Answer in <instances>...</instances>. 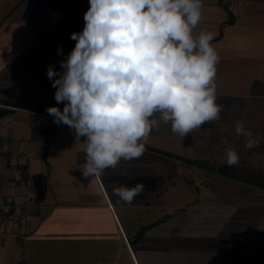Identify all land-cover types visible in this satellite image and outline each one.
<instances>
[{
	"label": "crops",
	"instance_id": "obj_1",
	"mask_svg": "<svg viewBox=\"0 0 264 264\" xmlns=\"http://www.w3.org/2000/svg\"><path fill=\"white\" fill-rule=\"evenodd\" d=\"M43 1L64 4L81 0H0V106L13 110L0 118V205L5 203L0 216L6 214L5 208L14 207L12 215L18 218L24 214L23 208L27 210L21 220L27 235L10 234L2 243L4 250L14 236L22 242L19 251H24L25 241L41 230L54 208L67 207L66 203L84 205L87 196L84 187L75 190L70 182L86 163L81 145L86 138L76 141L75 130L57 125L46 111L64 107L54 98L56 89L47 69L51 65L57 73L63 72L60 61L76 43L71 34L83 27L78 20L68 19L50 27L36 24ZM201 31L216 34L211 44L220 57L216 102L224 107L211 128H235L238 119L245 127L264 126V0H203L201 20L193 34L198 36ZM173 137L181 140L170 124L162 123L149 135L146 146L162 149L166 139ZM22 155H27V162L21 164L28 166L26 183L12 173ZM164 157L146 149L139 159L121 160L115 169H105L98 176L104 200L94 208H105L117 222L112 239L109 235L97 237L98 246H114L116 252L108 254L109 258L129 248L135 264H264V231L252 226L228 231L231 228L208 213L213 212L210 207L199 206L197 196L187 193L191 180L188 183ZM138 182L145 189L131 205L113 194L114 187ZM159 190L162 193L152 199V193ZM142 193L147 196L141 199ZM28 198L29 206L25 205ZM135 224L139 226L134 228ZM134 239L139 241L132 244ZM92 241L97 243L96 238Z\"/></svg>",
	"mask_w": 264,
	"mask_h": 264
},
{
	"label": "clouds",
	"instance_id": "obj_2",
	"mask_svg": "<svg viewBox=\"0 0 264 264\" xmlns=\"http://www.w3.org/2000/svg\"><path fill=\"white\" fill-rule=\"evenodd\" d=\"M89 4L83 30L71 34L75 47L60 61L63 72L47 69L54 98L64 107L46 108L54 123L75 130L76 141L86 138L81 142L85 177L101 176L121 160L139 159L162 123L184 138L220 118L224 106L216 102L215 84L220 57L211 44L216 34H193L203 0ZM234 127L246 148L257 145L242 120ZM238 162L236 150L228 149V166ZM144 189L138 182L114 187L113 194L131 205Z\"/></svg>",
	"mask_w": 264,
	"mask_h": 264
},
{
	"label": "rangeland",
	"instance_id": "obj_3",
	"mask_svg": "<svg viewBox=\"0 0 264 264\" xmlns=\"http://www.w3.org/2000/svg\"><path fill=\"white\" fill-rule=\"evenodd\" d=\"M246 128L253 132L254 138L258 141L255 147L246 148L245 137H238L235 128L223 127L216 130V128H211V122H209L196 129L191 137L186 136L181 138L180 141L174 139V137L167 138L165 143L162 144V149L192 159L205 157L217 163L227 159L228 149H235L239 157H243L249 165L264 170V126L258 128L247 126ZM168 157L165 156L163 160L168 164H175L176 171H181V177L185 178L188 183L191 180L192 184L188 186L190 191L187 193L197 196L199 206L210 207L213 212L208 211V213H214L215 215L212 216H215L216 220L220 221L219 223L226 224L225 227L231 228L228 231L244 228L245 226H252L255 229L261 228L264 231V191L206 170L195 167L190 168L188 164ZM70 182L75 184L72 186L75 190L78 186L87 190L85 204L72 206V203H66L67 207L54 208L52 216L41 226V230L25 241L24 251H19L22 242L14 236L10 237L6 250L3 249L2 241L0 243V264L136 263L132 255L129 254L131 253L129 248L124 251L120 250L117 256L109 258L108 254L116 252L114 246L110 244L106 248L98 246L97 237L109 235V238H111L115 236L117 226L116 220L113 216H109L108 210L94 208L97 207L95 203L103 199L98 185V176L85 177L80 171L74 178L70 177ZM75 192L77 193V191ZM80 199L82 198L80 197ZM82 200H79V202H82ZM30 202L31 198H28L25 205H31ZM3 204L5 205V203ZM1 205L0 207L4 206ZM5 209L3 210L6 213L8 208ZM25 213L24 217L27 215V210ZM8 219L10 218H6L5 215L2 218L0 216V228L4 223H7ZM21 220L17 221L18 229L15 228L13 232L6 233L7 238L10 234L15 235V233L16 236L20 235L22 238L23 235H27L24 234V231L26 233L27 230ZM138 226V224H135L134 228ZM201 228L202 226H199L198 230H202ZM92 237L96 238L97 243L92 241ZM6 253H8L7 256ZM105 258L108 260H105ZM135 259L140 260V257L135 256Z\"/></svg>",
	"mask_w": 264,
	"mask_h": 264
},
{
	"label": "trees",
	"instance_id": "obj_4",
	"mask_svg": "<svg viewBox=\"0 0 264 264\" xmlns=\"http://www.w3.org/2000/svg\"><path fill=\"white\" fill-rule=\"evenodd\" d=\"M9 104V103H5ZM146 149L153 150L157 153H160L165 156H169L172 158H175L181 162H184L188 164L190 167H195L197 169L206 170L207 172L214 173L216 175H219L221 177L230 179L232 181H237L240 183H243L250 187L258 188L262 191H264V170L258 167H253L249 165L243 157H239V162L233 166H228L227 159L224 161L216 162L214 160L208 159V158H188L184 155H180L177 153L169 152L166 150L158 149V148H152L149 146H146ZM15 168L21 172L22 175V181L28 182L29 181V172H28V166L27 165H21L16 164ZM162 191H155L152 193V199H154L156 196L158 197ZM147 196L146 193H142L139 198H145ZM15 208L10 207L8 211L5 214V217L8 218L14 213ZM23 215L18 218V220H21L22 218H25V211L26 209L23 208ZM139 241V239H134L131 241L132 244H135Z\"/></svg>",
	"mask_w": 264,
	"mask_h": 264
},
{
	"label": "built area",
	"instance_id": "obj_5",
	"mask_svg": "<svg viewBox=\"0 0 264 264\" xmlns=\"http://www.w3.org/2000/svg\"><path fill=\"white\" fill-rule=\"evenodd\" d=\"M89 7V0H81L75 3L64 4H54L49 1H43L41 4V8L35 16L34 22L38 25L42 24L50 27L55 23L66 19L78 20L81 26L84 28V14ZM26 162L27 155H22L19 159V164H25ZM12 173L15 179H17L18 181H22V175L19 170L14 169ZM8 218L10 219L7 220V223H4L0 228V243L7 238L8 235L6 236V233L10 231L13 232V229L17 228L18 217L11 215Z\"/></svg>",
	"mask_w": 264,
	"mask_h": 264
},
{
	"label": "water",
	"instance_id": "obj_6",
	"mask_svg": "<svg viewBox=\"0 0 264 264\" xmlns=\"http://www.w3.org/2000/svg\"><path fill=\"white\" fill-rule=\"evenodd\" d=\"M13 113L12 109L0 106V118Z\"/></svg>",
	"mask_w": 264,
	"mask_h": 264
}]
</instances>
